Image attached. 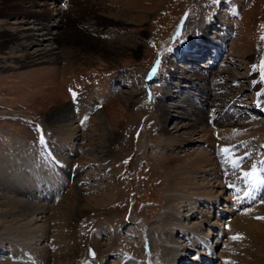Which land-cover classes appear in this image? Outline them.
Instances as JSON below:
<instances>
[{
	"label": "bare ground",
	"instance_id": "bare-ground-1",
	"mask_svg": "<svg viewBox=\"0 0 264 264\" xmlns=\"http://www.w3.org/2000/svg\"><path fill=\"white\" fill-rule=\"evenodd\" d=\"M75 1L77 0H0V16L4 15L7 18L20 16L23 18L16 22H8L6 27L4 25L0 26V53L4 49H10L16 55L9 57L14 58V63L5 67V70H11L9 75L15 79L12 84L16 87L18 96L27 100L28 105L31 107L36 108L38 111H44L43 116L49 129L58 136H63L67 140L75 139L78 135L77 127L79 125L77 122L80 116L76 119L73 109L78 107L79 110H82V114L91 107L87 100L96 99L95 102H102V107L94 113L91 120L96 121V124L99 123L105 126L103 134H105L104 138L107 142H95L94 144L97 147L89 151L95 152L97 150L99 162L110 172L109 155L111 154V145L119 137V125H122V120L129 113L126 103L134 104L136 101H133V97L136 94L128 93L127 96H124L126 103L123 104L121 97L113 94L114 90H111V95L109 94L110 89L113 88V79L111 76H107L102 78L101 81L98 79V83L92 82L96 85L87 87L88 90L86 94L84 93L86 100L83 101L84 98L81 97L78 102L76 101L77 103H71L69 94L65 89L68 91H73V89L66 88L67 84L63 79H65V74L69 71L70 66L88 61L91 56L93 57L101 50L105 52L110 60L109 63L112 64L125 55L138 56L140 49L137 50V44L131 45L130 42L123 44L116 39L109 41V39L105 40L97 37L103 33L102 28H105L108 24L122 25L127 23L125 18L128 14L126 6L113 8L105 6L102 0H78L85 1L90 6L87 13L82 12L83 9L81 8H74ZM81 7L84 9L89 8L84 6V3ZM4 11H7V13ZM66 14L72 17L71 19L77 17L78 28L75 29L66 25L68 21ZM210 26L200 27L198 43H194L195 45L192 47L193 52H197V55L202 57L206 55L209 49L214 51L217 57V53H220L224 48L221 40L218 42L209 41L211 37H207V34L211 32L209 30ZM73 29L76 30V34H80L78 32L80 31L87 36L89 35L88 38L91 41L97 44L100 43L102 46L93 50L82 48L83 51H78L77 55L70 58L68 66L61 68L62 51L76 47V42L68 38L71 34H74ZM95 33L98 35L95 36ZM179 52L181 50L177 51V53ZM188 58L193 59V57ZM27 67L31 69L25 71L26 73L19 71ZM183 69L178 70L175 65L169 67L167 78L176 79L175 84L179 90L170 89L166 84V86H163L164 89L161 95L157 98L159 99V116L161 120H165L169 112L168 107L178 106V104L165 103L167 100H173L171 99L172 93L175 92L177 95L174 96L181 97V94L185 93L182 89L188 87L187 84L197 91V94L186 92L188 96H192H189L191 98L181 97L186 107H189L193 112L194 116L190 120H193L194 123L179 125L175 123L172 132L168 131L165 136L164 148L168 150V154L164 164L167 170V183L164 190L168 209L162 221L163 228L158 232L148 234V236H153L151 241L153 250L151 248L146 258L141 259V256L132 258L124 254L122 247L115 246L114 237L104 242L96 240L99 236L94 237L93 240L97 242L98 247L106 256L117 251L122 259L121 263L118 262V264H195L196 262H193V260L196 261L197 258H202L201 264H210L211 259L205 256L202 248L207 249L208 246V249L213 250L214 247H218L219 242H222L220 241L221 236H227V252L219 256L220 261L218 264H264V219H262L264 218V195L256 205L242 209L253 203L256 195L264 193V159L261 157L252 158V150L244 149V145L241 146L243 150H240L237 145L238 142L242 141L241 135L244 130L249 129L240 126L239 119L235 117V114L225 109V105L234 100L235 95L222 94L223 99L221 100L224 103L221 105H214L212 99L208 98V92L213 89L212 87L220 88V90L227 87L226 83L219 84L216 80H222L223 74H228L230 71L214 73V79L212 78L209 82L208 74L211 73L210 70L205 76L199 70H193L189 73L187 68ZM20 74L21 78L22 76L28 77L25 82L19 78ZM38 76L42 80L35 85ZM248 77L254 81L252 88L256 90L258 84L254 80V73H251ZM236 80V77L232 78L233 83ZM62 83H64L65 93L61 89ZM238 86L242 87L241 85ZM234 90H238L237 86ZM201 93H206L207 97L203 99ZM199 95L201 97L197 99ZM93 101L91 102L93 103ZM194 102L199 103L201 107ZM205 104L213 106L214 109L205 113L202 108ZM258 106H260L259 101ZM182 107L185 106L182 105ZM105 110L107 112L104 113ZM197 123L200 125V129L195 127ZM191 126L190 131L181 132V129H187ZM163 128H165L164 125H162ZM96 129L98 130V128ZM223 149H229V151L224 152ZM16 150L23 151L21 148H16ZM68 150L73 151L72 145ZM23 153L19 152L16 155L14 154L15 156L12 153L7 159L0 156V180L6 185L5 188L9 189V193H15L18 190L23 193L22 189H24V192H30V194L35 192L37 196H43L42 199H47L49 196L47 190H50L51 187L55 190L56 186L53 187L54 184L48 186L47 183L44 185L38 183V181L31 186L29 184L30 179L26 178L25 183H28V185L18 181L20 173L24 172V169L28 168L30 164L29 159ZM71 154L73 153L69 152V156ZM78 157H82L83 161H76V171H70L69 167H64L65 169L60 167L64 172L67 171L68 180L72 178L69 183L71 181L70 184L74 187L73 194L78 198L77 205L74 208L76 216L69 217L63 222L62 227L66 228V231L61 240L52 239L49 242L50 236L47 226H50L51 221L47 222L44 216L46 213L45 204H34L23 200V202L17 201L14 196H11L12 194L2 197L0 195V226L9 231L15 227V224H22L18 227L25 228V234L22 238L23 244L35 245L33 251L28 252L21 249L16 242L10 239V250H6L0 240V256L6 258L4 264L107 263L106 260H100L99 262L90 259L85 260L79 253L81 249L77 241V233L74 230L75 225L77 226L78 221L90 211L107 208V201L103 198L111 197L112 190H107L100 198L93 199L90 202L92 206L87 208L85 204L87 202L82 195L86 190V181H84L85 178H81L84 168L81 162H88V159L91 160L92 158L89 154H86V151L84 154L82 150L79 152ZM45 158L43 156L44 160ZM48 158V162L49 164L52 163L53 168H55L54 165L58 166L53 163L51 156ZM233 160H238L236 166H233ZM61 165L62 163H60ZM254 166L257 169V175L253 180H249L244 176V173L250 171ZM35 172L36 169L31 163L30 173L34 175ZM49 175L51 178V174ZM106 185L111 184L108 182ZM249 189L254 193L250 194ZM51 191L50 194H53ZM202 207H207V210L204 213L198 212L197 210ZM219 209H222V213L219 212ZM194 211L197 212L194 213ZM211 215L217 220H212ZM59 223L60 221H56V224ZM204 227H207L206 231H204ZM95 232L100 234V229H95ZM60 242H63V247H56L57 251L52 252L50 250L51 245ZM192 248H196V250L193 249L194 254L189 260V253ZM153 253L154 257L151 256Z\"/></svg>",
	"mask_w": 264,
	"mask_h": 264
},
{
	"label": "rangeland",
	"instance_id": "rangeland-1",
	"mask_svg": "<svg viewBox=\"0 0 264 264\" xmlns=\"http://www.w3.org/2000/svg\"><path fill=\"white\" fill-rule=\"evenodd\" d=\"M102 1L108 7L119 8L126 6L128 14L125 18L127 23L122 25L108 24V26L102 28L103 33L100 35L95 33V36L98 35L97 37L104 38L105 40L109 39V41L116 39L123 44L129 42L131 45L137 44V50L140 49L138 56L131 57L125 55L117 62L111 64L105 52L101 50L94 54L93 57L91 56L88 61L81 62L77 64L78 66L76 64L70 66L63 80L67 84V87H65L72 88L75 92L70 93L65 89L67 94H69L70 101H74L79 97L86 100L85 94L88 88L96 85L92 84V82L98 83L99 80L101 81L102 78L107 76L112 77V83L116 87V90L113 89V94L121 97L120 99L123 104L126 103L124 96H127L128 93L136 94L133 97V101H136L134 104H130V102L126 103L129 113L122 120V125H119V137L111 145V154L109 155V168L111 171L109 172L99 162L97 150L95 152L89 151L97 147L94 144L95 142H107L106 138H104L105 134H103L105 126L99 123L96 124V121L91 120L94 113L102 107L92 104L91 101H96V99L87 100L91 106L87 112L81 114L82 110H79V112L73 111L76 119L80 116L79 121L81 120L77 122L79 125L77 127L78 135L75 139L67 140L63 136L56 135L49 129L45 121L46 119L43 116L45 112L31 107L28 105L27 100L18 96V91H16V87L12 84L15 82V79L9 75L11 70H5V67L11 66L14 63V58L9 57L16 55L10 49H4L0 53V156L7 159L12 153L16 155L19 152H24L23 155L29 159L30 164L28 168L24 169V172L20 173L18 181L25 183L27 178L28 180L30 179L29 184L31 186L39 181L38 183L44 185L47 183L48 186L54 184L53 187L56 186L55 189H59L60 187V190L58 194L52 195L50 194L51 187L50 190H47L49 196H51H48L49 198L46 200L41 199L35 193L24 192V189H22L23 193L19 190L15 193H9V189L7 190L5 188L6 185L0 180V195L2 197L12 194L11 196H14L17 201L45 204L46 213L44 216L47 222L51 221L50 226H47L50 236L49 242L52 239L61 240L66 231V228L62 227L63 222L69 217L76 216L74 208L78 200L73 194L74 187L70 184L71 181L70 183H65L66 178L67 181L70 180H68L67 171L64 172L61 169L69 167L70 171H76V161L82 160V157H78V154L81 150L84 154L86 151V154H89L92 158L91 160L88 159L89 163L81 162L84 166L81 178H85L84 181H86V190L82 195L83 199L87 202L85 203L87 208L92 206L90 202L93 199L100 198L107 190H112V194L111 197L103 198L107 201V208L90 211L78 221L77 226L75 225L74 230L77 233L81 257L87 259L88 245H92L95 248L97 253L96 259L98 261L106 257L105 253L98 247L97 242L93 240L94 237L99 236L96 239L99 242L108 241L114 237L116 247H124L125 250L139 255L143 259L147 257V253L144 247H142L144 236L141 233H145L151 239L150 241H152L153 236H148V234L158 232L163 228L162 221L168 209L164 190L167 183V170L164 164L168 154V150L164 148L165 136L168 131L172 132V127L175 123H178V125L194 123L193 120H190L194 116L193 112H191L189 107H186L181 98L192 97L191 95L189 97L186 92L197 94V91L189 84H187L188 87L182 89L185 93L181 94V97L174 96L177 95L174 92L171 97L173 100L165 102L167 104L173 103L172 105L178 104L177 107H168L169 112L165 120H161L159 116V99L157 98L164 89V87L162 88V82L167 77L169 67L175 65L178 67V70H184L183 68L188 69V62L187 64L181 62L185 64V66H182L183 68L178 63L171 64L173 62L170 60V57H173L172 52L176 48L178 51L183 49L181 46H187V44H189L187 47H193L194 43H198L197 39L200 37V27L211 25L209 28L211 32L207 34V37H211L209 41L218 42L221 40L224 47L217 55H223L226 50V54L224 55L225 62L220 63L216 61L213 70L215 74L222 71L230 72L228 74L224 73L222 80H218V77H215L217 79L215 80L219 84L226 83L227 87L223 90L212 87L213 89H210L208 98L212 99L214 105H219L224 103L221 100V95L224 93L238 96L236 98L242 105L231 104L232 106L230 105L229 108L231 107L236 113L238 112L236 117L240 119V126L249 129L244 130V133L241 135L242 139L248 140L250 139L248 137L251 136L254 143L259 141L255 145V147H258L262 144L264 138V113L260 112L261 109L258 108L256 101L258 97L264 98V0ZM75 2L74 8H81L83 9L82 12H89L90 6L87 2L78 0ZM82 3L89 8L84 9L81 7ZM4 12L7 13V11ZM66 17L68 18L66 25L75 29L78 28L77 17L71 19L72 17L67 14ZM21 19L23 18L20 16L7 18L3 15L0 16V26L4 25L6 27L8 22H16ZM75 29H73L74 34H71L68 38L76 42V47L73 49L67 48L62 51L60 59L61 68L68 66V61L72 56L77 55L78 51H83V49L93 50L102 46L100 43L97 44L91 41L88 38L90 37L89 35L87 36L78 30L80 34H76ZM221 34L224 35L225 39ZM213 37L219 39L215 40ZM224 42L227 49H225ZM159 62L160 67H158V71H160H157L159 76L158 81L153 83V86L149 82L147 83L153 91L151 93L152 96L149 97L144 93L146 89L144 87L145 81L143 76L148 70L156 67ZM203 63L205 62H202V60L196 61L194 64L196 68L190 67L187 72L199 70L200 73L206 76L208 71L205 73L206 69H204L205 66H202ZM30 69L27 67L19 71L26 73L25 71ZM208 70L212 71L211 68ZM251 73H254V80L258 84L256 90L252 88L254 81L248 77ZM213 74H208L209 82H211L212 78L214 79ZM233 77L237 78L234 83H232ZM19 78L25 82V79L28 77L22 76L21 78L20 74ZM41 80V77L38 76L35 85L39 84ZM168 80L171 82L168 87L177 90L176 79ZM236 86L238 90H234ZM61 89L65 93L64 83H62ZM109 94L111 95V91ZM200 95L203 99L207 97L206 93H201ZM200 95L197 96V99L201 97ZM194 103L201 107L199 103ZM182 105L185 107H182ZM208 108L210 107L208 106ZM204 110L205 113L208 111L206 108ZM162 125L165 128L162 129ZM195 127L198 129L200 125L197 123ZM191 128L192 126L187 129H181V132L190 131ZM71 145L73 151L68 150ZM16 148H21L23 151L16 150ZM69 152L73 153L70 155L72 157L69 156ZM43 156L46 157L45 160ZM49 156L53 158V163H56L58 166L54 165L55 168H53L52 163L50 162L51 164H49ZM31 163L36 169L34 175L30 173ZM60 163H62L61 166ZM49 174H51V178ZM108 182L111 185H106ZM25 184L28 185V183ZM203 208H199L197 211L204 213L207 207ZM197 211H194V213ZM219 212L222 213V209H219ZM194 213L193 215H195ZM211 218L212 220H217L212 215ZM56 221H60V223L56 224ZM18 225L15 224V227L9 231L0 226V240L4 244L3 246H5L6 250H10L11 239L21 249L27 250L26 248H28V252L33 251V248H35L34 244H23L22 238L25 234V228L22 229L20 227L22 224L19 227ZM98 228L100 229V234H96L95 232V229ZM206 230L207 227H204V231ZM142 236L143 238H141ZM63 245V242L55 243L51 245L52 248L50 250L52 252L57 251L56 247L61 248ZM225 245H227V242ZM193 249L196 250V248H192L189 257L191 254H194ZM223 253L225 251L221 252L220 255ZM153 255L152 257H154ZM96 259L91 258L90 260ZM53 260L55 261V258ZM117 260L113 255H108L106 264H116ZM4 263H6L5 258L0 257V264Z\"/></svg>",
	"mask_w": 264,
	"mask_h": 264
},
{
	"label": "snow or ice",
	"instance_id": "snow-or-ice-1",
	"mask_svg": "<svg viewBox=\"0 0 264 264\" xmlns=\"http://www.w3.org/2000/svg\"><path fill=\"white\" fill-rule=\"evenodd\" d=\"M222 151L228 152L229 149H223ZM239 159H242V158H239ZM232 163H233V166H236L238 163V160H233ZM256 175H257V169L255 168V166L250 171L244 173V176L247 177L249 180H253L256 177ZM234 238H237V237H234Z\"/></svg>",
	"mask_w": 264,
	"mask_h": 264
},
{
	"label": "water",
	"instance_id": "water-1",
	"mask_svg": "<svg viewBox=\"0 0 264 264\" xmlns=\"http://www.w3.org/2000/svg\"><path fill=\"white\" fill-rule=\"evenodd\" d=\"M89 254H90V255H94V252H93L92 248H90V250H89Z\"/></svg>",
	"mask_w": 264,
	"mask_h": 264
}]
</instances>
